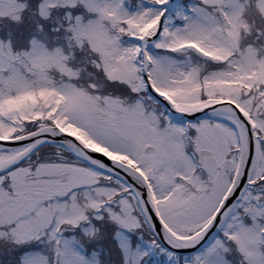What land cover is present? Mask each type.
<instances>
[{
    "label": "snow or ice",
    "instance_id": "6c2138e0",
    "mask_svg": "<svg viewBox=\"0 0 264 264\" xmlns=\"http://www.w3.org/2000/svg\"><path fill=\"white\" fill-rule=\"evenodd\" d=\"M0 264H264V0H0Z\"/></svg>",
    "mask_w": 264,
    "mask_h": 264
}]
</instances>
